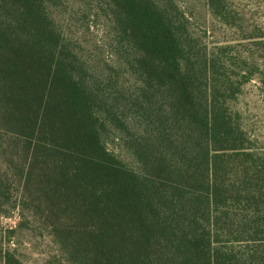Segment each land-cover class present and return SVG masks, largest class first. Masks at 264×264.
Returning <instances> with one entry per match:
<instances>
[{
  "label": "trees",
  "instance_id": "1",
  "mask_svg": "<svg viewBox=\"0 0 264 264\" xmlns=\"http://www.w3.org/2000/svg\"><path fill=\"white\" fill-rule=\"evenodd\" d=\"M103 1L139 84L123 102L122 69L93 82L59 30L60 0H0V203L16 191L11 210L42 223L45 264H264V156L230 107L238 87L170 0ZM14 251L0 264H23Z\"/></svg>",
  "mask_w": 264,
  "mask_h": 264
},
{
  "label": "rangeland",
  "instance_id": "2",
  "mask_svg": "<svg viewBox=\"0 0 264 264\" xmlns=\"http://www.w3.org/2000/svg\"><path fill=\"white\" fill-rule=\"evenodd\" d=\"M154 1L163 4L168 0ZM170 2L183 14L186 29L196 39L199 49L216 61L217 77L238 87L230 107L239 115L252 150L264 156V0ZM52 16L85 62L93 82L105 83L108 76L122 69L117 74L118 83L109 91L123 102L120 95L128 96L139 84L123 72V52L115 43L107 1L60 0L52 9ZM105 143L110 152L134 166L116 132L107 130ZM2 151L0 148V155ZM15 195L17 192L13 191L8 200L1 199L0 248L15 250V256L23 264H45L55 256L57 246L40 221L32 219L26 211L11 210L17 201ZM241 244L235 243L232 248L241 251L253 246Z\"/></svg>",
  "mask_w": 264,
  "mask_h": 264
}]
</instances>
